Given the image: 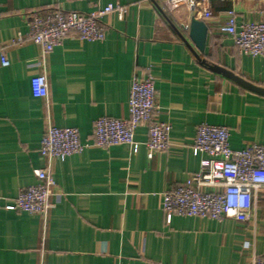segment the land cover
I'll use <instances>...</instances> for the list:
<instances>
[{"label": "crops", "instance_id": "1", "mask_svg": "<svg viewBox=\"0 0 264 264\" xmlns=\"http://www.w3.org/2000/svg\"><path fill=\"white\" fill-rule=\"evenodd\" d=\"M210 2L200 54L181 27L191 19L185 7L162 11L156 0H0V49L8 61L0 64V264H252L264 254V191L246 223L178 216L166 222L161 210L162 194L199 170L204 155L192 152L197 125L226 127L231 149L264 145V94L201 63L264 89L263 61L242 55L218 31L230 9L237 25L264 22V0ZM109 4L127 14L104 16L100 41L71 34L43 58L28 38L31 11L90 13ZM134 74L153 78L155 120L171 126L169 148L150 159L143 125L132 146L92 143L95 120L128 118ZM37 75L46 77V99L31 93ZM48 126L77 129L84 150L51 161L56 193L45 218L4 209L46 167L38 149Z\"/></svg>", "mask_w": 264, "mask_h": 264}, {"label": "built area", "instance_id": "2", "mask_svg": "<svg viewBox=\"0 0 264 264\" xmlns=\"http://www.w3.org/2000/svg\"><path fill=\"white\" fill-rule=\"evenodd\" d=\"M156 3L162 6V11L185 7L191 12V18L202 21L213 17L210 0H156ZM111 13L122 19L127 14V8L109 4L90 13L65 12L53 6L34 10L26 15L28 38L41 49L44 58L71 34L82 41L102 40L106 34L102 19ZM181 27L187 31L188 26ZM218 31L231 37L239 53L259 58L264 63V22L237 25L236 12L230 9L226 12V22ZM21 41V36L15 40L16 43ZM0 64L8 65L3 49H0ZM30 87L33 97L47 98L48 85L44 75L33 76ZM127 104L128 118L102 117L95 120L93 146L101 149L115 145L132 146L136 128L143 125L147 132L148 159L157 152L167 150L171 126L155 120L158 104L154 80L149 74L133 75ZM228 139L226 127L207 123L196 126L192 152L204 156L196 173L162 194L161 210L166 222L173 216L216 221L230 219L239 223H246L250 219L251 213L256 210L258 193L264 191V145L251 143L242 149H231ZM84 148L77 129L48 126L38 149L39 155L47 161L46 167L35 170L36 183L20 189L16 198L5 204L4 209L45 218L52 208L51 198L56 193L50 171L51 161H63L81 153ZM252 264H264V254L253 258Z\"/></svg>", "mask_w": 264, "mask_h": 264}, {"label": "water", "instance_id": "3", "mask_svg": "<svg viewBox=\"0 0 264 264\" xmlns=\"http://www.w3.org/2000/svg\"><path fill=\"white\" fill-rule=\"evenodd\" d=\"M207 26L205 25L204 21L196 19L194 17H192L189 21V25L187 27V37L189 39V41L191 42V44L193 45V47L200 53L203 54L205 51V47H206V40H207ZM198 59L199 57L196 56ZM201 63L203 65H205L209 71L216 73L218 75H221L222 77L234 81L235 83H237L238 85L257 92V93H261L264 94V89L261 88H257L253 85H251L250 83L244 81L243 79L235 76L233 73L227 71L226 69L215 65V64H207L205 63V61H201Z\"/></svg>", "mask_w": 264, "mask_h": 264}]
</instances>
